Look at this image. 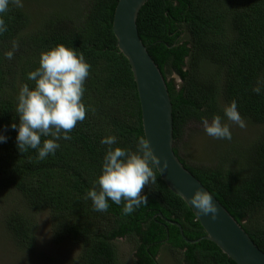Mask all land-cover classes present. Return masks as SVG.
Listing matches in <instances>:
<instances>
[{"label":"trees","instance_id":"16d2710c","mask_svg":"<svg viewBox=\"0 0 264 264\" xmlns=\"http://www.w3.org/2000/svg\"><path fill=\"white\" fill-rule=\"evenodd\" d=\"M117 2L68 0V11L49 9L33 23L14 3L2 14L7 31L0 34V132L7 142L0 143V192L19 201L3 213V227L31 251L33 215L48 212L53 240L80 246L75 264H121L113 244L121 238L134 240L136 264H159L155 258L162 247L181 252L183 264H235L207 240L186 243L164 220L178 223L188 240L205 235L155 167L156 183L144 189L148 202L131 215H122L123 201H109L106 212H97L86 198L109 147L100 140L115 135L112 147L135 152L144 139L136 86L112 32ZM137 30L166 80L175 155L264 252V87L259 95L252 91L264 79V0H147ZM59 44L75 48L91 66L82 97L86 115L70 140L61 139L54 155L38 160L34 149L17 150L16 131L8 126L19 123L15 109L21 87L35 86L27 74L39 67L42 52ZM10 50L14 54L7 59ZM168 73L179 78L178 85ZM232 100L244 121L261 128L258 135L241 149L230 143L212 165L188 164L177 148L185 127L217 114L224 121V106Z\"/></svg>","mask_w":264,"mask_h":264},{"label":"clouds","instance_id":"9594fccd","mask_svg":"<svg viewBox=\"0 0 264 264\" xmlns=\"http://www.w3.org/2000/svg\"><path fill=\"white\" fill-rule=\"evenodd\" d=\"M12 3L17 7L23 6L22 0H0V34L7 31L2 14L9 10ZM16 47L13 42V49ZM13 54V51H7L5 57L11 59ZM90 67L82 53L63 44L40 54L39 67L27 74L35 86L30 89L27 84L23 85L17 96L15 111L19 123L8 126L16 131V148L20 153L34 149L37 159L44 160L55 154L60 147L58 141L71 139L69 133L85 119L86 106L82 97ZM262 87L264 79H258L252 91L259 95ZM223 111L228 120L245 127L235 100ZM202 123L208 136L232 139L228 125L222 123L220 115H213L210 122L204 119ZM42 137L51 138L42 141ZM6 142L7 136L0 132V143ZM100 143L109 147L103 157L101 174L94 181L93 188L87 191L86 198L90 199L93 210L97 212H106L109 201L116 205H121L123 201L122 215H131L148 202L144 189L156 183L153 168L159 166L162 170L166 169L167 161L155 156L143 138L139 139L135 152L119 146L112 147L117 143L115 135L103 137ZM189 203L200 215L211 220L217 218L219 209L210 193L197 189L189 197Z\"/></svg>","mask_w":264,"mask_h":264},{"label":"water","instance_id":"95a60500","mask_svg":"<svg viewBox=\"0 0 264 264\" xmlns=\"http://www.w3.org/2000/svg\"><path fill=\"white\" fill-rule=\"evenodd\" d=\"M147 0H118L113 13L112 32L117 41V49L127 60L141 111L144 140L153 154L167 161V168L155 167L166 187L180 197L199 222L205 235L197 240H188L178 223L164 219L176 226L182 239L189 244L207 240L235 264H264V252L253 243L241 225L213 197L219 211L211 220L202 216L191 206L189 197L197 189L210 193L184 167L173 149L172 104L164 77L140 40L137 18ZM212 195V194H211ZM167 240V238H166Z\"/></svg>","mask_w":264,"mask_h":264},{"label":"rangeland","instance_id":"374dc122","mask_svg":"<svg viewBox=\"0 0 264 264\" xmlns=\"http://www.w3.org/2000/svg\"><path fill=\"white\" fill-rule=\"evenodd\" d=\"M69 1L74 2V0ZM22 5L32 23L35 20L38 21L40 16L44 17L45 11L49 9L54 11L61 10V8L64 11L70 9L68 0H22ZM166 77L168 80L173 79L176 85L180 82L174 73H168ZM221 104L223 103L221 102ZM222 123L228 125L232 134L231 140L215 139L208 136L204 131L203 123L188 124L182 139L177 143L180 156L190 165H212L217 157L221 158L225 154L230 143L237 147L240 146L239 149L244 144L249 146L261 129L246 121H244L245 127L241 128L226 117ZM17 203L19 201L13 196V193L0 192V264H75L74 260L80 252V246L69 241L56 243L53 240L52 220L48 212L33 215L35 242L31 251L18 246V243L9 237L3 227V213L10 206H16ZM113 244L117 249L121 264H136L135 246L132 238L116 239ZM155 259L159 264H183L181 252H172L164 247L161 248Z\"/></svg>","mask_w":264,"mask_h":264}]
</instances>
